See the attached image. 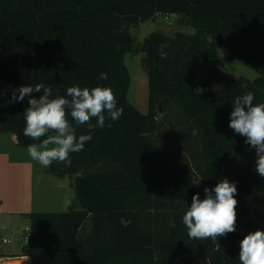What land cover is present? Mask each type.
<instances>
[{
  "label": "trees",
  "instance_id": "trees-1",
  "mask_svg": "<svg viewBox=\"0 0 264 264\" xmlns=\"http://www.w3.org/2000/svg\"><path fill=\"white\" fill-rule=\"evenodd\" d=\"M158 13L180 15L194 33L154 30L138 46L131 28ZM220 48L258 76H231L200 91L197 65L224 67ZM128 52L143 53L145 113L127 97ZM38 83L54 95L109 86L124 111L102 129L95 119L78 127L77 136L92 140L69 166H49L72 177L77 205L26 213L31 235L20 255L31 264H240V241L264 230V191L252 210L247 201L264 177L255 150L228 125L237 96L251 91L254 104L264 102V0H0V133L25 148L38 143L23 134L28 97L9 101L14 90ZM224 178L238 190L236 231L189 239L182 218L192 196L203 199L204 188ZM251 211L254 220L245 222Z\"/></svg>",
  "mask_w": 264,
  "mask_h": 264
},
{
  "label": "clouds",
  "instance_id": "clouds-1",
  "mask_svg": "<svg viewBox=\"0 0 264 264\" xmlns=\"http://www.w3.org/2000/svg\"><path fill=\"white\" fill-rule=\"evenodd\" d=\"M161 58L167 54L160 49ZM100 80L108 74L101 73ZM34 93H42L37 98ZM28 97L24 110L23 134L38 143L27 146L31 160L42 167L53 162L69 166L72 153L81 152L92 135L76 134V129L90 124L93 119L99 128L105 127L106 119L117 121L123 115L117 98L109 86H71L61 95L57 89L38 83L21 86L13 91L9 103L23 102ZM255 95L249 91L232 101L229 128L245 137V143L255 150V171L264 177V102L254 104ZM111 127V124L108 125ZM204 198L199 193L191 198L182 222L189 239L217 241L218 237L236 231L238 193L235 182L227 178L219 180L213 188H204ZM240 264H264V230L249 232L240 241Z\"/></svg>",
  "mask_w": 264,
  "mask_h": 264
},
{
  "label": "rangeland",
  "instance_id": "rangeland-1",
  "mask_svg": "<svg viewBox=\"0 0 264 264\" xmlns=\"http://www.w3.org/2000/svg\"><path fill=\"white\" fill-rule=\"evenodd\" d=\"M184 19L178 14L158 13L153 19V31L160 30L166 34L179 30L187 33H194L195 28L183 21ZM144 30V28H142ZM141 25L132 27L131 32L135 37L138 46L142 44L145 34L143 35ZM143 53L128 52L125 55V61L130 72V86L128 90V100L136 106L141 112L148 111L149 103V82L148 74L145 70L141 57ZM219 55L224 60V67L217 66L208 62H200L197 65L198 90L206 91L208 89H219L231 76H245L249 79H254L258 76L257 70L245 65L237 59H229L228 53L220 48ZM28 157L27 148L18 147ZM34 175V207L37 211H66L76 203L75 190L70 182L71 176L67 175L65 179H60L51 172L48 168L42 167L36 161ZM3 183L0 182V191L3 189ZM264 191V186L257 188L253 196L248 197V202L251 206H255V196ZM66 198V199H64ZM16 198L10 195L9 202H4L2 207L13 209L16 207ZM1 208V206H0ZM262 206L259 205V209ZM252 210V209H251ZM13 222L7 221L6 225L10 228L7 232L8 236L12 237L9 243H3V251H12L17 253L19 246L23 243L22 232H25L27 222L23 219L13 217ZM252 211L249 213L245 222L254 220ZM5 224L0 216V226ZM242 229V228H241ZM12 230V232L10 231ZM3 232V233H5ZM11 234H10V233Z\"/></svg>",
  "mask_w": 264,
  "mask_h": 264
},
{
  "label": "crops",
  "instance_id": "crops-1",
  "mask_svg": "<svg viewBox=\"0 0 264 264\" xmlns=\"http://www.w3.org/2000/svg\"><path fill=\"white\" fill-rule=\"evenodd\" d=\"M153 19L140 23L141 29L144 28L142 32L143 35L145 34V37L153 31ZM18 147L21 146L15 142L10 133H0V182L3 183V189L0 191V216L2 222L5 223L0 226V236H8V233L5 231H8L10 228L6 225V222H13V217L25 220L27 222L25 228L28 226L31 227L30 218L25 214L31 211H37L34 207L35 163ZM66 176L59 178L65 179ZM70 182L72 184V178ZM10 195L16 198V207H13V209L2 207L4 202H9ZM74 205H77V202ZM254 205L256 206V202ZM255 206L249 204L250 209H253ZM10 231L12 232V230ZM238 231L242 234L249 232L242 225L238 227ZM22 234L21 239L23 243L19 246L17 253H15L16 257L9 260L8 263L22 261L23 264H31V257L29 255H20L23 245L29 241H25V232H22ZM2 247L3 244L0 245V256L6 253L14 254L12 251H3Z\"/></svg>",
  "mask_w": 264,
  "mask_h": 264
},
{
  "label": "built area",
  "instance_id": "built-area-1",
  "mask_svg": "<svg viewBox=\"0 0 264 264\" xmlns=\"http://www.w3.org/2000/svg\"><path fill=\"white\" fill-rule=\"evenodd\" d=\"M31 235V228L28 226L25 228V241H28ZM12 241L11 236H0V245L3 243H9ZM15 254H3L0 256V264H7V262L11 259H14Z\"/></svg>",
  "mask_w": 264,
  "mask_h": 264
},
{
  "label": "bare ground",
  "instance_id": "bare-ground-1",
  "mask_svg": "<svg viewBox=\"0 0 264 264\" xmlns=\"http://www.w3.org/2000/svg\"><path fill=\"white\" fill-rule=\"evenodd\" d=\"M7 264H23V263H22V261H21V262H13V263H10V262L8 263V262H7Z\"/></svg>",
  "mask_w": 264,
  "mask_h": 264
},
{
  "label": "water",
  "instance_id": "water-1",
  "mask_svg": "<svg viewBox=\"0 0 264 264\" xmlns=\"http://www.w3.org/2000/svg\"><path fill=\"white\" fill-rule=\"evenodd\" d=\"M234 57L233 56H229V59H233Z\"/></svg>",
  "mask_w": 264,
  "mask_h": 264
}]
</instances>
